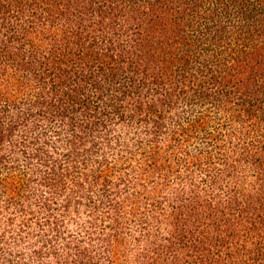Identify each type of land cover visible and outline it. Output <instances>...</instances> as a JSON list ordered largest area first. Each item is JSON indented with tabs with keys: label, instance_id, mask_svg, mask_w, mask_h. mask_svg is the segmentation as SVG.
<instances>
[{
	"label": "trees",
	"instance_id": "trees-1",
	"mask_svg": "<svg viewBox=\"0 0 264 264\" xmlns=\"http://www.w3.org/2000/svg\"><path fill=\"white\" fill-rule=\"evenodd\" d=\"M0 264H264V0H0Z\"/></svg>",
	"mask_w": 264,
	"mask_h": 264
}]
</instances>
